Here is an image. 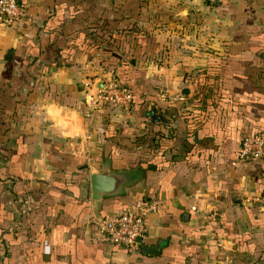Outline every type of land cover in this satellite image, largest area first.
Instances as JSON below:
<instances>
[{
    "label": "crops",
    "instance_id": "0c3cea01",
    "mask_svg": "<svg viewBox=\"0 0 264 264\" xmlns=\"http://www.w3.org/2000/svg\"><path fill=\"white\" fill-rule=\"evenodd\" d=\"M18 1L0 31V264H264V158L239 160L264 132V2ZM115 2L120 34L101 45L91 18ZM117 78L128 121L88 106L85 83ZM106 165L138 176L96 208ZM146 200L163 203L152 252L110 246L94 221Z\"/></svg>",
    "mask_w": 264,
    "mask_h": 264
},
{
    "label": "built area",
    "instance_id": "2783aa9c",
    "mask_svg": "<svg viewBox=\"0 0 264 264\" xmlns=\"http://www.w3.org/2000/svg\"><path fill=\"white\" fill-rule=\"evenodd\" d=\"M211 8L224 0H205ZM264 2V0H262ZM26 15L25 8L18 0H0V31L14 27ZM89 107L98 109L105 104L115 106L122 114H131L134 109L132 93L119 85L116 79H106L103 87L96 89L90 83L84 84ZM95 89L94 94L89 92ZM264 158V132L243 140L239 153L240 161H257ZM252 200V199H251ZM163 203L161 200H148L129 207L123 212L96 219L98 232L107 238L112 247L124 248L129 253H139L147 239V219L157 213ZM221 246V245H220Z\"/></svg>",
    "mask_w": 264,
    "mask_h": 264
},
{
    "label": "water",
    "instance_id": "95a60500",
    "mask_svg": "<svg viewBox=\"0 0 264 264\" xmlns=\"http://www.w3.org/2000/svg\"><path fill=\"white\" fill-rule=\"evenodd\" d=\"M12 52L8 53L7 60L12 58ZM138 174L133 181L128 174H116L110 171L108 165L104 166L101 171L93 172L91 176V187L95 207L102 204L103 200L108 197H116L122 193L123 189L136 182ZM152 249L145 245L141 248L142 252H152Z\"/></svg>",
    "mask_w": 264,
    "mask_h": 264
},
{
    "label": "rangeland",
    "instance_id": "374dc122",
    "mask_svg": "<svg viewBox=\"0 0 264 264\" xmlns=\"http://www.w3.org/2000/svg\"><path fill=\"white\" fill-rule=\"evenodd\" d=\"M109 18L107 16H103L101 15L99 11H96L95 15L91 18V24L90 26L94 29V36L96 39H99L101 43V45H104L105 42H107V40L109 39L110 35L112 36L113 34L119 35V31L118 29V18L120 16V13L118 12V4L117 2L112 3L111 6H109ZM119 13V14H118ZM108 18V19H107ZM110 33V34H109ZM111 38V37H110ZM2 90L0 89V96L2 95ZM133 95V94H132ZM3 98V97H2ZM134 108H135V102H134ZM134 112V109L132 110L131 114H121L123 117H125V121H128V117H130L132 115V113ZM123 118H118V122L120 124H122V126L124 125V121H122ZM130 120V119H129ZM129 125V123H127Z\"/></svg>",
    "mask_w": 264,
    "mask_h": 264
},
{
    "label": "trees",
    "instance_id": "16d2710c",
    "mask_svg": "<svg viewBox=\"0 0 264 264\" xmlns=\"http://www.w3.org/2000/svg\"><path fill=\"white\" fill-rule=\"evenodd\" d=\"M93 42V41H92ZM92 42L89 43V48L92 46ZM82 50L84 51V48L82 47ZM94 52L95 53H98V52H101V53H104V51L98 47L97 45H95L94 47ZM109 55H110V59H109V62L108 63H104V67H106L108 70L109 69H115L116 67H118L120 64H121V60L123 59V57L119 58L118 55H115L114 52H109ZM116 81L119 83V85L121 87H123L124 89H127L125 88L124 86H122V82L117 78ZM129 89V88H128ZM127 89V90H128ZM131 92V90H129ZM132 93V92H131ZM133 94V93H132ZM120 124V123H119ZM148 201V200H146Z\"/></svg>",
    "mask_w": 264,
    "mask_h": 264
}]
</instances>
